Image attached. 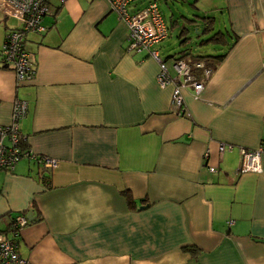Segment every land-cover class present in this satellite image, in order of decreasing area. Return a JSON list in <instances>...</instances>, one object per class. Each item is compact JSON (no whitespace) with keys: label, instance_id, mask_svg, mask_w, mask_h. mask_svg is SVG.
Listing matches in <instances>:
<instances>
[{"label":"crops","instance_id":"crops-1","mask_svg":"<svg viewBox=\"0 0 264 264\" xmlns=\"http://www.w3.org/2000/svg\"><path fill=\"white\" fill-rule=\"evenodd\" d=\"M182 1L226 33L200 97L182 90L185 115L108 0H48L45 30L25 36L32 79L0 58V125L26 100L27 148L57 161L0 169V230L33 217L17 236L26 264H264V0ZM242 148L261 149L260 172L238 171Z\"/></svg>","mask_w":264,"mask_h":264},{"label":"built area","instance_id":"built-area-1","mask_svg":"<svg viewBox=\"0 0 264 264\" xmlns=\"http://www.w3.org/2000/svg\"><path fill=\"white\" fill-rule=\"evenodd\" d=\"M64 2L66 0H59ZM111 9L117 13L128 28L127 48L133 52H144L154 58L159 64L157 82L161 87L173 84L172 104L178 115H185L186 108L182 90L190 87L194 98H199L204 88V82L209 79L213 69L203 61L189 62L185 59H175L172 76L166 61L161 58L158 48L168 36V25L155 0H150L141 8H136L138 0H108ZM132 9V10H131ZM0 12L6 17L17 20L18 25L10 28L4 35L0 48V58L4 65L15 73L17 83H22L35 75L34 63L25 48V36L29 32H43L45 27L41 21L49 12L48 0H0ZM28 102L16 98L12 105L11 121L0 125V169L12 170L22 158L34 159L43 168L53 169L57 161L47 156L35 155L27 147H23L26 137L21 133L19 120L26 114ZM230 145L219 143L218 150L222 153L230 149ZM261 149H244L241 152V162L238 171L260 172ZM215 171L214 166H209ZM29 223L25 212L14 216L9 231L0 230V264H26L18 248V234L23 226ZM8 233H11L8 234Z\"/></svg>","mask_w":264,"mask_h":264},{"label":"rangeland","instance_id":"rangeland-1","mask_svg":"<svg viewBox=\"0 0 264 264\" xmlns=\"http://www.w3.org/2000/svg\"><path fill=\"white\" fill-rule=\"evenodd\" d=\"M150 0H139L138 4L140 6L146 5ZM158 4V7L163 14L167 24H168V36L165 40H163L160 44V52L163 57L167 55H178L182 50L190 52L192 54H216L220 51V48L216 45L210 44L205 46H199L197 44L198 38L195 36L194 24L189 22V19L196 20L195 15L191 11V4L187 1L182 0H155ZM132 10V9H131ZM171 16L174 20L178 21V26L173 27L172 29L169 27L171 22ZM184 16V17H183ZM197 22L196 24H198ZM8 24L16 26L18 22L14 18L8 19ZM200 24V23H199ZM198 24V25H199ZM189 28V39L187 42L181 44L180 38L178 37L179 31L182 27ZM221 28V25L217 22L215 24V31ZM222 29V28H221ZM157 47V46H156ZM173 57L167 59L166 64L169 68L172 67Z\"/></svg>","mask_w":264,"mask_h":264},{"label":"trees","instance_id":"trees-1","mask_svg":"<svg viewBox=\"0 0 264 264\" xmlns=\"http://www.w3.org/2000/svg\"><path fill=\"white\" fill-rule=\"evenodd\" d=\"M195 17L198 16L196 14H194ZM200 18V20H193V19H189V22L191 24L195 23V27L198 28V30L200 31V33L198 34L197 38V44L199 46H205V45H209V44H217L218 42H222L224 40V38L226 37V33L220 30L217 31H213V19L211 16H198ZM200 22L201 28L199 29V26H196V23ZM187 27L184 26L180 29L178 37L180 38V43L183 44L185 42L188 41L189 37H187ZM226 53L223 54H205V55H201V54H192L190 52L187 51H181L178 55H169L170 57H173L174 60L181 58V59H185L189 62H195V61H203L205 63L206 66L212 68L213 70L215 69V67L217 66V64L225 57ZM166 61V60H165ZM23 147H27L25 142L22 143ZM42 180L44 183L48 184L49 182V177L43 175ZM126 193V191H124ZM13 219L11 220L9 227L12 224ZM185 250H189L191 252L195 251V247L193 246H187L184 247Z\"/></svg>","mask_w":264,"mask_h":264},{"label":"water","instance_id":"water-1","mask_svg":"<svg viewBox=\"0 0 264 264\" xmlns=\"http://www.w3.org/2000/svg\"><path fill=\"white\" fill-rule=\"evenodd\" d=\"M187 30H188V33H187V37H189L188 36V34H189V28L187 27ZM194 30H195V36H196V38H197V36H198V34L200 33V31L198 30V28L197 27H194ZM27 219H28V221H31L32 220V215H31V212H29V213H27Z\"/></svg>","mask_w":264,"mask_h":264}]
</instances>
